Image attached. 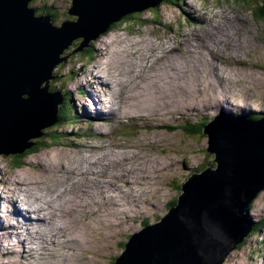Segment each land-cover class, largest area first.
I'll use <instances>...</instances> for the list:
<instances>
[{
    "label": "rangeland",
    "instance_id": "obj_1",
    "mask_svg": "<svg viewBox=\"0 0 264 264\" xmlns=\"http://www.w3.org/2000/svg\"><path fill=\"white\" fill-rule=\"evenodd\" d=\"M37 1L39 2L38 11L49 12L55 20L75 19L68 15L72 0ZM256 1L258 5L261 2V0ZM216 3L222 5L212 6L210 1L204 3L199 0H163L156 10L148 9L132 15L128 20L116 24L108 33L93 41L82 51L71 54L70 56L77 55V58L71 60L75 66L67 65L68 58L65 59V65L61 67V74L58 75V78L55 77L52 82H57L56 88L61 93L64 90L73 92L70 91L75 100H72L66 93L64 97L68 101H65L64 104L65 115L70 119L66 121L67 126L59 125L62 123L59 121L58 124L56 122L55 125L42 129L41 137L38 140L40 144L45 143L47 147L41 150L35 151L39 146L36 142V147L21 154V157L0 155L1 193L12 192V196L8 195L11 199L5 210L0 211V217L5 226L11 227L9 231L2 234L3 239L0 241L1 264L6 261L21 264L20 253L22 251L17 250V248L19 249L17 244H11V240L17 239V236L21 235L20 232H23V227L17 221L23 223L27 231L21 249L24 250V254L25 251L29 253V264H114L115 259L123 253L124 245L133 234L141 231L148 223L154 224L168 214L170 206L177 203L182 193L181 186L188 178L207 168L216 167L214 155L207 152L208 137L195 132L198 125L208 122L209 119L221 113L253 116L264 112V20L256 19L258 25L254 30L258 31H252L249 42L243 41V45L235 46V50L234 45H239L237 42L228 44L222 42L213 47L211 40L203 41L201 38V42L198 43L197 34L202 30H207L210 33V28L196 20L191 21L186 15V12H190L189 9L198 11V14L203 16L206 22L212 21L215 15L224 11L237 13L242 10L251 18L255 17V11H257L247 5L244 0H213V4ZM258 5L255 8H258ZM151 21H155V23L153 24ZM181 32L187 35V46H193L197 53H201L209 63L217 67L218 72L213 71V67L209 66L208 72L199 69L197 72L187 74V79L181 80L180 78L183 77L179 75L176 85L172 87L170 85V88L163 90L167 93L164 94L161 103L153 98L147 103V106H156L158 110L153 114L157 115L154 123V126L157 125V127L149 128L150 132L155 133L142 135L148 140L145 142L146 145L148 143L155 145L150 147L152 150L150 158L155 159L148 162L146 159L142 160V165L145 168L142 172L149 173L143 178L153 175L151 187L147 189V192H143V184L136 183L134 190L142 189L136 193L140 195L135 200L138 205L132 206L131 204H136L132 200L127 204L128 208H121L119 205V207L113 208V213L110 215L107 210L108 202H112V205L115 206L116 200L119 198L109 200L106 198L104 205L95 206L84 212L75 210L76 216L74 219L68 218L69 221L63 216L65 224L69 223L74 230L71 236L78 239L82 245L71 244L66 247L70 238L56 236L53 237L55 244L49 246L52 241L46 240L43 236L51 235L49 231H45L48 226L44 223L37 227L39 222L33 218L35 215L32 211L37 207L32 204L31 200H27L25 202L28 210H24L22 206L16 210L15 196L21 195V190H24L25 185L28 187L32 184L35 186L41 184V193L32 194V199L43 201L41 194L45 192L50 199L54 188L55 194H59L62 189L68 188L73 180H76L77 176L68 174L69 172L76 170L80 174L92 166V161L100 155L96 151L97 144L103 145V151L112 149L111 145L114 146L118 142L127 141L126 143L130 145L136 144L137 135L132 137L131 127L128 128V132H125L124 128L117 124L99 123L96 125L98 122H95L94 125H91L87 121L86 113L93 114L91 107L94 106L93 98L97 97V91H100L98 93H101L102 97L105 93L111 91L118 93L120 90L121 92L128 90L131 93L126 98L127 105L122 112L137 111L141 102H146L149 97L143 96L141 88L135 86L133 82H125L122 85L123 88H113V83L120 82L121 79L130 81L133 78V71H139L144 64L142 75L147 77L151 72L156 71L157 67L164 66L163 56L156 57L155 54L164 52L166 46L177 42L176 34ZM213 38L216 40L214 34ZM237 50L241 51L236 52ZM185 51L191 53L186 49V45ZM84 63H86V68H82L79 74L82 78L85 77L84 80L92 92L87 88L85 92L87 95H82L81 91H78L79 93L76 95L77 86H82L70 85L71 76L69 77L70 81L65 85L62 76L66 75L70 68V71H73L72 74L74 73L72 79L76 80L79 77L76 71ZM161 77L155 78V81L162 87L171 84L170 79L166 78V73H162ZM145 83L143 81V84ZM143 91L148 94L146 90ZM80 102L84 104H79ZM75 114L81 116L80 121L74 119L76 118ZM106 116L105 119L103 118L104 123L110 120ZM150 121L152 122V120ZM188 125L192 126L191 131L193 132L183 128ZM100 134H104L105 137L101 138ZM51 136L52 140L50 141ZM142 136L137 137L139 141L143 138ZM64 139L66 140L64 141ZM144 148L149 152L148 146ZM114 150L115 152L123 151L119 147ZM125 151L133 150L126 149ZM118 156L115 155L116 158ZM123 156L125 159L128 157L127 160L133 158L129 154L120 156L117 163L122 164L117 167L121 169V173H124L125 166L122 160ZM134 163L135 160L132 159L127 166L133 168ZM13 164H19L21 167L14 168ZM103 166L105 168L106 164L103 163ZM94 170L96 171L95 167ZM144 179L141 183L144 182ZM17 181H19L18 185ZM29 204L33 207L30 208ZM251 207L250 218L253 222L256 223L260 219H264V192L259 195ZM20 211L22 215L19 214ZM117 211L127 222L122 219L117 220ZM91 213L101 214V216H91ZM10 215L16 220L11 219ZM47 215L51 216L48 212ZM125 215L131 218L125 219ZM57 221H59L58 218ZM94 221H97L96 224H93ZM145 223L146 225H144ZM38 234L41 235L38 236ZM56 238H58L57 242ZM223 264H264V232L249 237L244 245L235 250Z\"/></svg>",
    "mask_w": 264,
    "mask_h": 264
},
{
    "label": "water",
    "instance_id": "obj_2",
    "mask_svg": "<svg viewBox=\"0 0 264 264\" xmlns=\"http://www.w3.org/2000/svg\"><path fill=\"white\" fill-rule=\"evenodd\" d=\"M162 1L72 0L69 13L77 20L51 27L49 17L34 18L32 0H0V155L23 154L34 146L30 139L57 122L63 100L49 92V82L62 56ZM261 115L251 120L221 113L206 126L216 167L188 178L176 205L133 234L115 264H223L246 241L253 231L250 206L264 191Z\"/></svg>",
    "mask_w": 264,
    "mask_h": 264
},
{
    "label": "bare ground",
    "instance_id": "obj_3",
    "mask_svg": "<svg viewBox=\"0 0 264 264\" xmlns=\"http://www.w3.org/2000/svg\"><path fill=\"white\" fill-rule=\"evenodd\" d=\"M149 9H155L156 10V7L154 6V7L149 8ZM146 10H148V9H146ZM198 16H199V18L202 17L201 23L206 24V19L203 16H201L200 14H198ZM219 30H220V28H219ZM207 33H208V31L206 33H204L203 31H200L197 34L198 35L197 42H201V40H200L201 38L203 41L211 40L213 37V33L211 31H210L209 35H207ZM170 41H171V39H170ZM215 42L216 41L213 42V45ZM185 44H186V49L191 53H187L186 51L184 52V49L179 51L178 49H180V47L182 45L179 43L178 40L173 45L168 46V47L166 46L164 48V49H166L164 54L161 55V56H163L162 59L164 61V66L157 67V70L151 72L149 77L142 75V70L145 67V64H144L140 68L139 71L138 70L133 71V78L130 81H127L125 79L124 80L121 79L120 82L113 83V88H114V87H122V85L125 82H133V83H135V86L141 88V92H142L143 96L146 95L149 97V99L146 102H141L137 111L122 112L124 110L125 106L127 105L126 104V98L128 97V95H131V93H129L128 90H124L122 92L120 90L118 93H112V91H111L110 93H105L102 97H101V93H98L100 91H97V94H96L97 97L93 98V100H94L93 105L94 106L91 107V109L93 111V115L90 114V116H89V114L86 113V115L88 117V122L92 123L93 125L95 124V122H98L96 125H99V123H103L105 125V124H109L110 122L119 123V124H122V127L124 128L125 132H128V127H131L133 130V128H134L133 126L136 125L137 130H134L135 137H136V135H137V137L142 136L143 132L151 133L149 131V128H156L157 127V125L154 126V123L157 119V115H153L154 112H156V110H157L156 106H147V103L152 98H153V100L156 99L157 102L161 103V100H163L164 94L167 93L163 90L170 88L169 87L170 85H171V87L176 85L178 83V80H179V78H178L179 75L183 77V78H180L181 80L187 79L188 78L187 74H189L191 72H197L199 69H202L205 72H208L209 66L213 67L212 68L213 71L218 72L217 67L214 66V64L209 63L201 53L195 52L193 46H191V47L187 46V40H186ZM155 56H156V54H155ZM156 57H158V56H156ZM72 58H77V55L69 56L68 60H67V65H70V66L73 65V62L71 61ZM218 62H220V60H218ZM82 68L85 69L86 65L85 64L81 65V68L77 71H80ZM77 71H76V73H77ZM162 73H166V78L170 79L171 84L167 85L165 83L166 85L164 87H162V85H160V83L158 84L155 81V78H157V77L162 78L161 77ZM77 74H79V72ZM84 78H82L79 74V77L76 80H74V79L71 80L70 85H72L74 87H76V85H81L82 87L77 86V88H76L77 92L81 91V92L85 93L87 88L89 89L90 92H92V89L89 88V86L87 85ZM143 81L146 83L143 84ZM59 87H60V85H59ZM62 88L64 89V86H62ZM143 90H146V92H148V94H146ZM64 91L69 92L71 95L68 94V96L71 97L72 100H75V98L72 97V93H73L72 90H64ZM79 104H84V103L80 102ZM104 105H105V107H104ZM106 106H107V108H106ZM139 112H144V113H139ZM151 112H152V114H151ZM105 116L110 120H108L104 123ZM162 116H160V117H162ZM233 116L237 117L238 115H233ZM95 118L97 119L96 121H95ZM100 118H101V120H100ZM124 120H129V121H124ZM150 120H152V122ZM210 120L212 121V119H210ZM62 124L67 126L66 122H62L59 125H62ZM49 127H51V126H49ZM125 132H123V134H126ZM149 133H145L144 135H147ZM137 137L135 138L136 149H135L133 155L131 156V157H133V158H131V160L134 159L135 161H137V160L142 161V160L146 159V162L154 160L155 158H150L152 155H149V154L146 158L139 159V150L137 149V147L139 149H142V151H143V150H145L144 147L148 146V148H149L148 150H149V152H151L150 154H152V150L150 149V147L155 146V145L151 144V143H148V145H146L145 142L148 141L147 138L142 136L143 138L141 139V141H139ZM38 139H40V137L30 139L27 142L30 144H34V146L31 149L36 147L35 143L38 141ZM120 145L123 146L124 144L117 143L114 146L111 145V148L117 147ZM127 145L133 146V145H130L128 143H125V146H127ZM44 147L45 146H38V148H36V151L38 149L41 150ZM96 149H97L96 151L99 153V151H101L103 149V145H96ZM106 151L107 152H106V154L103 155V157H98L97 159H94L91 163L92 166H89V169L83 170L82 173L78 174L76 172V170L74 172H69L68 174L76 175L77 178L75 181L73 180V183L71 185H69L68 188L62 189L59 194H55V188H54L52 190V197L50 199H48V195L46 196V194H45L47 192L41 194L43 197V201L32 199V201H31L32 204L37 207L34 211H32L33 214L35 215V216H33V218L38 220V222H39V225H37V227L46 223V226H48V227H46L45 231L47 230V231H49V234H51L49 237L46 235H43L46 238V240L52 241V243H50L49 246L55 244L53 237H56V236H61V237H65V238L69 237L70 238L68 240V244L66 245V247L71 245V244L81 246L82 245L81 242L78 239H76L75 237L71 236L72 232L74 233V230L71 228L69 223H68V225L65 224L63 216H65L66 219L69 221V219H74V217L76 216V214L74 213L75 210H77L78 212H84L85 210L90 209V208H94L95 206L104 205L106 203V198L108 200L119 198V196H117L116 194L119 191L120 186L117 185L115 180H113V178L111 179L110 176L107 174V172L105 173V171L108 169V167L120 166L122 163H117V162H119L120 156L124 155V154H127V156H128V153L118 154L119 156H118V158H116L112 149H107ZM127 158L125 159L124 156L122 157L123 163H125V166L123 169L124 173H121L119 176H114V178L116 180L120 181L121 183L123 182L124 184H127V185L130 184L129 179L134 180L130 184V189L133 192V194H131V197L123 198L122 202L124 201V203L120 202V198L116 200L117 202L115 203V206L119 207L118 205L121 204V206H120L121 208L122 207L128 208L127 204H129L132 200L136 203L135 206L138 205L137 204L138 202L135 200L137 199L138 196H140V195H136L135 194L136 190H134V186L137 183V176H136L137 171H136V169H133L130 167H128V169H127V164H128V162L131 161V160H127ZM103 163L106 164L105 168L103 166ZM94 167H95L96 171L94 170ZM101 167L103 169L102 171L100 170ZM140 172L144 176L147 175L146 172H142V171H140ZM108 178H109V184H108ZM35 182H36V180H35ZM31 183H30V185H31ZM16 184L18 185L19 181H17ZM37 184H38V182H37ZM16 188H18V187H16ZM45 188L49 189L48 187H45ZM20 189H22V188H20ZM40 189H42L41 184H40V186H35L32 184V186H28V187H27V185H25L24 190L23 189H22L23 191L21 190L20 196L26 197V194L29 192L32 194L41 193ZM9 194L12 196V192L6 191V192L1 193V189H0V211H4L6 206L10 202V199L8 196ZM53 195H54V197H53ZM20 196L16 195L14 198L17 201V206L15 207L16 210L18 207H20V205L18 203V201H19L18 199H20ZM130 198H131V200H129ZM47 199H48V201H46ZM20 203L22 204V207L24 210H28L27 204L23 199L20 201ZM29 207L32 208L33 206H31L29 204ZM127 211H128V209H127ZM47 212L51 216L47 215ZM118 213L119 212L117 211V216H118L117 220H120V219L123 220L124 218H122L121 215ZM19 214L22 215V212L20 211ZM91 216H101V214L91 213ZM9 217H12V215H10ZM124 217H125V219L131 218V217L129 218V216H127V215H125ZM57 218L59 219V221H57ZM11 219H14V218L12 217ZM14 220H16V219H14ZM123 221L127 222V220H123ZM96 222L97 221H94L93 224H96ZM17 223L23 227V232H20L21 235L19 234V236H17V239L11 240V244L12 245L17 244V247L19 246V249L17 248V250L22 251L20 253V255H21V262L20 263L21 264H29V253L27 251H25V254H24V252H23L24 250L21 249V245L25 239V234L27 233V231H26L23 223L18 222V221H17ZM9 229H11V227H6L2 218L0 217V241H2V239H3L2 234H5V232L9 231ZM249 231H251L250 226H249ZM40 235L41 234H38V236H40ZM38 239H40V238L38 237ZM57 239L58 238L55 239L56 242H57ZM72 242H74V243H72ZM3 258H6V256H3ZM33 259L36 260L35 257H33ZM4 264H17V263L6 261Z\"/></svg>",
    "mask_w": 264,
    "mask_h": 264
},
{
    "label": "trees",
    "instance_id": "obj_4",
    "mask_svg": "<svg viewBox=\"0 0 264 264\" xmlns=\"http://www.w3.org/2000/svg\"><path fill=\"white\" fill-rule=\"evenodd\" d=\"M263 8H262V10H261V13H260V16H261V18L264 20V3H263V6H262ZM137 14V13H136ZM135 15V14H134ZM131 16H127V17H125L123 20H128L129 18H130ZM156 19H157V16H156ZM123 20H121V21H119L118 23H120V22H122ZM117 23V24H118ZM153 23H155V21H153ZM116 26V24H114V26L113 27H115ZM171 32L172 33H174L172 30H171ZM95 59V58H94ZM65 65V64H64ZM73 65H74V63H73ZM61 67L63 66V65H60ZM79 71H77V73H78ZM72 77H73V74H72ZM53 91H54V89H53ZM66 102H68V101H66ZM258 117L259 116H254L253 118H252V120H256V119H258ZM59 121H62V122H66V121H68V117L65 115V110H64V106L62 107H60V116H59ZM211 120L209 119V121L208 122H210ZM205 125H202V127H204ZM191 128L192 127H190V126H188V127H186L185 129H187L188 131L190 130L191 131ZM195 129V128H194ZM200 132V130L199 129H197V130H195V132ZM191 132H193V131H191ZM194 132V133H195ZM59 139V138H58ZM50 140H52V136L50 137ZM66 139H64V141H65ZM60 144H65V143H63V142H59ZM39 146H45V147H47L46 146V144L45 143H43V144H40ZM35 151H36V149H35ZM19 157H21V156H19ZM18 167H20V166H18ZM176 205V203H173L171 206H170V208H172L173 206H175ZM254 230H253V233L252 234H260L261 232H264V220H260V221H258L257 223H255L254 224ZM252 234L249 236V237H251L252 236ZM248 237V238H249ZM247 238V239H248ZM247 239H246V241H247ZM245 241V242H246ZM244 242V243H245ZM244 243L242 244V245H244ZM241 245V246H242ZM240 246V247H241Z\"/></svg>",
    "mask_w": 264,
    "mask_h": 264
},
{
    "label": "flooded vegetation",
    "instance_id": "obj_5",
    "mask_svg": "<svg viewBox=\"0 0 264 264\" xmlns=\"http://www.w3.org/2000/svg\"><path fill=\"white\" fill-rule=\"evenodd\" d=\"M67 95L69 94V95H71L69 92H65ZM62 95H63V93H62Z\"/></svg>",
    "mask_w": 264,
    "mask_h": 264
}]
</instances>
